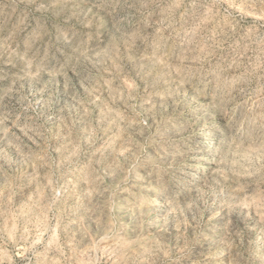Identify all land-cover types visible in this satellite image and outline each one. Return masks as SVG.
<instances>
[{"label": "rangeland", "instance_id": "obj_1", "mask_svg": "<svg viewBox=\"0 0 264 264\" xmlns=\"http://www.w3.org/2000/svg\"><path fill=\"white\" fill-rule=\"evenodd\" d=\"M0 264H264V0H0Z\"/></svg>", "mask_w": 264, "mask_h": 264}]
</instances>
